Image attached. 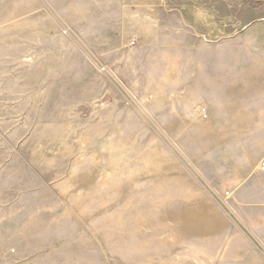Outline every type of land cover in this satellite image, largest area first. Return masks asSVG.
I'll return each mask as SVG.
<instances>
[{
    "label": "rangeland",
    "instance_id": "1",
    "mask_svg": "<svg viewBox=\"0 0 264 264\" xmlns=\"http://www.w3.org/2000/svg\"><path fill=\"white\" fill-rule=\"evenodd\" d=\"M146 3L180 30L152 59L131 43L147 24L126 17ZM176 49L264 51V0H0V264H187L195 238L182 245L179 179L166 176L188 160L148 106ZM79 163L104 186L102 254L91 220L65 217Z\"/></svg>",
    "mask_w": 264,
    "mask_h": 264
},
{
    "label": "crops",
    "instance_id": "2",
    "mask_svg": "<svg viewBox=\"0 0 264 264\" xmlns=\"http://www.w3.org/2000/svg\"><path fill=\"white\" fill-rule=\"evenodd\" d=\"M161 6L146 3L126 16L133 25L147 24L144 46L136 41L133 46L151 59L180 33L178 28L167 32L157 13L144 15L162 10ZM171 58L176 61L166 70L164 81L155 84L148 106L155 121L163 124L165 137L181 140V155L188 160L180 164L178 175L166 176V185L179 179L182 245L183 235L195 238L190 248L182 247L181 260L264 264V51L176 49ZM109 111L104 112V125L111 123L106 131L113 137L120 130ZM74 169L84 173L76 174V189L66 198L74 208L65 209V217L71 211L78 219L91 220L89 249L102 254L104 222L93 226V214L104 203V186H92V172L99 168L79 163ZM30 245L34 250L40 246L37 240Z\"/></svg>",
    "mask_w": 264,
    "mask_h": 264
},
{
    "label": "built area",
    "instance_id": "3",
    "mask_svg": "<svg viewBox=\"0 0 264 264\" xmlns=\"http://www.w3.org/2000/svg\"><path fill=\"white\" fill-rule=\"evenodd\" d=\"M131 43H132V44H135V41L132 40ZM202 114H203L204 117H206V109H205V108L202 109ZM262 167L264 168V161L262 162Z\"/></svg>",
    "mask_w": 264,
    "mask_h": 264
}]
</instances>
